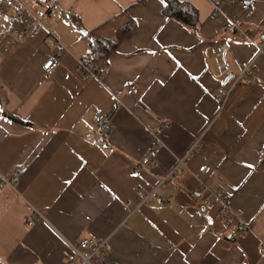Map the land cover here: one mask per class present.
<instances>
[{
    "label": "crops",
    "instance_id": "1",
    "mask_svg": "<svg viewBox=\"0 0 264 264\" xmlns=\"http://www.w3.org/2000/svg\"><path fill=\"white\" fill-rule=\"evenodd\" d=\"M179 1L197 9L195 28L165 18L163 0H20L22 17L0 4V173L27 166L0 186V264H71L68 242L90 237L108 238L110 264H264V0L222 13ZM130 19L101 80L81 76L75 59ZM203 186L252 229L228 232ZM136 188L148 197L133 210Z\"/></svg>",
    "mask_w": 264,
    "mask_h": 264
},
{
    "label": "built area",
    "instance_id": "2",
    "mask_svg": "<svg viewBox=\"0 0 264 264\" xmlns=\"http://www.w3.org/2000/svg\"><path fill=\"white\" fill-rule=\"evenodd\" d=\"M235 0H224L222 5H218L217 3H213V9L219 13L224 11V5L227 2H234ZM0 4H3L5 7H16V14L20 17L27 16L30 14V11L20 2V0H0ZM49 7L54 6V1L47 2ZM37 25H34L30 28L29 33H36L38 29L44 28L43 24L36 21ZM227 30L230 33L239 30L237 26L235 18H229ZM224 47V46H222ZM261 49L259 48V51ZM92 57V53L89 51L85 55L76 58V70L77 72L91 80L100 81L101 80V72L94 66L90 60ZM59 65V60L56 58H48L42 65L43 70L46 75H51L55 68ZM233 74L228 71L227 77L232 76ZM135 85H130L126 88L125 92L127 94H132L135 90ZM96 125L102 132L110 134L113 130L112 122L110 116L105 115L101 112L96 114ZM168 124H164L167 126ZM163 148V143L159 139L157 135H155V145L153 148V153L160 151ZM186 157L180 158L178 162V167L185 164ZM142 163L149 165L155 164L151 159V155L144 156ZM27 166L26 165H18L12 167L6 174L0 173V186H9L14 187L15 183L20 180V178L26 173ZM137 173V170H134ZM180 174L179 171H171L167 173L158 183V185H163L165 182L171 178L172 176H178ZM203 188H206L203 186ZM207 194L205 198L202 200L204 205H208L211 202H218L221 206V214L223 216L227 215L226 224L227 231L230 233H239L245 234L252 229L254 219L251 220H242L241 218L235 216L234 213L230 212L228 206V198L223 193L217 192L215 190H210L206 188ZM136 193L140 198V202L138 204H134L131 199H126V205L135 210L140 204L148 197L140 188H136ZM69 248L71 250L70 263L71 264H110L108 261V238H82L76 240L74 242H68ZM260 255L264 257V242L261 243L260 246Z\"/></svg>",
    "mask_w": 264,
    "mask_h": 264
},
{
    "label": "trees",
    "instance_id": "3",
    "mask_svg": "<svg viewBox=\"0 0 264 264\" xmlns=\"http://www.w3.org/2000/svg\"><path fill=\"white\" fill-rule=\"evenodd\" d=\"M215 1L221 5L224 0ZM161 12L165 18L173 19L187 28H195L199 22L197 9L186 1L163 0ZM135 29L136 23L130 19L118 28L113 39L92 41L90 62L97 67L99 72H103L108 64L109 55L117 48L119 42L130 37Z\"/></svg>",
    "mask_w": 264,
    "mask_h": 264
},
{
    "label": "snow or ice",
    "instance_id": "4",
    "mask_svg": "<svg viewBox=\"0 0 264 264\" xmlns=\"http://www.w3.org/2000/svg\"><path fill=\"white\" fill-rule=\"evenodd\" d=\"M249 167H253V165H249Z\"/></svg>",
    "mask_w": 264,
    "mask_h": 264
}]
</instances>
